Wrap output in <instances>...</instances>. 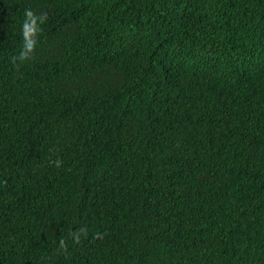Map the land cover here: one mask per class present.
<instances>
[{"label":"trees","instance_id":"obj_1","mask_svg":"<svg viewBox=\"0 0 264 264\" xmlns=\"http://www.w3.org/2000/svg\"><path fill=\"white\" fill-rule=\"evenodd\" d=\"M0 264H264V0H0Z\"/></svg>","mask_w":264,"mask_h":264},{"label":"clouds","instance_id":"obj_2","mask_svg":"<svg viewBox=\"0 0 264 264\" xmlns=\"http://www.w3.org/2000/svg\"><path fill=\"white\" fill-rule=\"evenodd\" d=\"M27 19L23 24V46L24 51L20 55V59L24 60L29 58L30 53L34 51L36 41L33 39V36L37 32V18L31 11L26 12ZM43 22V19L41 20ZM59 166V163L57 164ZM75 238L77 242L79 241V233L75 234ZM61 246L63 247V242H61Z\"/></svg>","mask_w":264,"mask_h":264}]
</instances>
